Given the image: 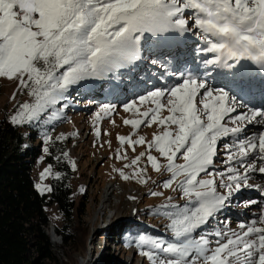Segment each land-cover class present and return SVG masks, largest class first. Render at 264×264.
Listing matches in <instances>:
<instances>
[{
  "label": "snow or ice",
  "instance_id": "1",
  "mask_svg": "<svg viewBox=\"0 0 264 264\" xmlns=\"http://www.w3.org/2000/svg\"><path fill=\"white\" fill-rule=\"evenodd\" d=\"M185 37L197 39L194 54L202 57L205 78L187 65L176 67L162 74L161 80L168 81L162 87L123 105L125 112L142 117L125 119V125L138 130L156 124L162 131L150 141L142 135L117 136L116 159H128L124 145L133 152L144 145L145 151L124 165L130 173L114 171L124 181L146 185L148 166L163 170L169 178L157 187L178 192L184 201L169 196L155 209L168 219V234L141 236L139 254L149 264H264V200L245 202L260 211L237 228L219 219L242 189L264 195L261 185L249 183L253 174L264 178V0H0V78L16 80L21 94L31 97L17 106L10 123L41 127L61 121L73 92L110 83L149 56L155 57L153 64L168 68L169 58L176 57L164 50ZM214 73L224 75L225 86L208 83ZM118 87L112 85V91ZM257 97L259 104L250 102ZM145 104L151 106L141 111ZM165 110L168 114L162 115ZM114 111L105 103L95 113L97 137L98 122ZM69 138L45 132L42 150L51 155L50 144ZM61 156L75 170L69 153ZM142 159L147 164L142 166ZM49 175L51 165L41 180ZM36 189L40 195L53 191L46 184Z\"/></svg>",
  "mask_w": 264,
  "mask_h": 264
},
{
  "label": "rangeland",
  "instance_id": "2",
  "mask_svg": "<svg viewBox=\"0 0 264 264\" xmlns=\"http://www.w3.org/2000/svg\"><path fill=\"white\" fill-rule=\"evenodd\" d=\"M189 39L197 42L195 37H189ZM154 58V56H149L145 59L148 64L140 61L132 69L137 72L138 68L137 73H142L143 79L137 80L138 78L133 77L132 70L130 72L122 70L125 74L110 83L98 82L91 91L82 90L80 94L73 92L70 98L72 106L64 110V119L54 121L50 125L37 127L39 136L29 130L30 127L23 126L27 137L26 144L29 147H35L40 153L34 161L35 185H51L54 174L58 172L55 166L51 165L53 175L41 180V173L49 166L46 163L47 157L50 156L56 162V157L63 151H67L69 158L76 163L75 170L72 169V198L76 202L77 209L81 210L83 214L82 220L85 226L84 231H86L82 232L81 244L77 247L66 244L56 231L55 236L52 234L56 227H62L64 224L61 213L54 203L45 206V211L51 221L47 231L55 245L58 259L56 264H149L147 259L139 254L136 241L141 236L154 237L168 234L166 228L169 223L168 219L163 215L155 214V209L165 203L167 197H173L176 203H184L179 199L178 192L157 187L159 182L169 178V174L164 173L163 170L161 173H157L148 166V175L151 180L146 185H141L133 180L124 181L118 172L114 171V169H123L126 174L130 173L131 169L124 168V165L140 152L145 151L144 145L136 146L135 152L124 145L122 151H127L128 159H116L117 149H121L117 136H131L132 139H137L142 135L150 141L154 133L162 131V128L156 124L151 127L141 125L140 129L134 130L131 125H125L123 122L125 119L142 118L134 110L125 112L123 105L136 99L139 95L146 94L142 90L149 79L152 84L162 87L163 83H166V80H161L162 74L172 71L173 66L167 70L158 64H153L151 60ZM181 65L184 67L187 64L181 62ZM211 80L213 82L214 77ZM17 83L16 80L0 78V118H7L10 121V117L19 104L31 101V97L26 92L21 94ZM112 85L119 86L116 92L112 91ZM13 93H16L15 99L11 98ZM105 103L114 105L115 111L107 117H102L98 122L101 135L97 137L93 127L95 113ZM149 106L151 105L145 104L141 107V111ZM167 114L166 110L162 112V115ZM45 132L53 138L61 133L70 138L63 142L57 141L50 144L51 155H46L42 150V139ZM73 132L77 135L71 136ZM31 133H34L33 138L30 136ZM109 141L111 146H109ZM101 145L103 146L101 147ZM152 154L158 156L155 152ZM159 159L161 163H166L163 158ZM221 159L224 157L222 156ZM64 160L67 162L66 158ZM145 164H147L146 159H142L141 165ZM219 167L223 168V165H219ZM152 181L157 183L154 184ZM249 183L258 184L264 188V178L258 173L251 176ZM254 189H242L240 192L242 199L232 200L230 208L226 209L219 219L227 220L228 227L237 228L239 222L248 221L254 213L258 214L260 211L258 205H252L250 208L245 207V202L248 200L261 201L256 195L258 191L254 192ZM149 191H163L164 195L152 197L148 195ZM245 191L246 195L250 196L252 193V196L246 197ZM258 193L260 197L264 198V195ZM236 194V197H239L238 193ZM46 195H50V192ZM129 197H136V199ZM215 226L213 224V227Z\"/></svg>",
  "mask_w": 264,
  "mask_h": 264
},
{
  "label": "trees",
  "instance_id": "3",
  "mask_svg": "<svg viewBox=\"0 0 264 264\" xmlns=\"http://www.w3.org/2000/svg\"><path fill=\"white\" fill-rule=\"evenodd\" d=\"M29 130L40 135L37 127ZM24 131V127H14L7 118H0V264H56L45 206L54 203L61 213L64 224L55 231L66 244L80 245L85 229L83 214L72 198V168L61 155L56 162L47 157L46 163L55 166L61 179L51 180L50 195H40L33 176L40 153L33 146L24 147Z\"/></svg>",
  "mask_w": 264,
  "mask_h": 264
},
{
  "label": "bare ground",
  "instance_id": "4",
  "mask_svg": "<svg viewBox=\"0 0 264 264\" xmlns=\"http://www.w3.org/2000/svg\"><path fill=\"white\" fill-rule=\"evenodd\" d=\"M197 47H198V42L192 41L191 39H189V37H185L182 40L174 42L171 46H169V47H167L165 49V53L166 54H170V56H172V57H176V59L172 60L171 58H169V65L170 66L168 68H165V69L168 70V69H170L171 66H173V68H176V67L183 68L182 65H181V62H183L184 64H187L188 66H191V69L193 71L201 73V78H205L202 75L204 73L205 69H204L203 65L200 63L202 57H200L199 54H194L195 53V49ZM187 49H189V50L186 51ZM188 53H190V54H188ZM171 61H172V63H170ZM142 62L147 63L148 61H145V59H144V60H142ZM146 67H147V65L145 66V68ZM137 72H138V68H137ZM137 72L135 70H132V72H131V74L133 73L132 76L135 77V78H138L137 80L143 79L144 76L142 75V73H137ZM212 77H214V81L213 82L211 80ZM207 79H208V83L211 86H213V87H223L226 84V79H225L224 75L220 74V73L210 74L207 77ZM148 81L149 82L143 88L142 92H147V91L152 90L154 87H159L158 84H152L150 79ZM166 82H168V81L166 80ZM159 85H162V83H159ZM250 102L254 103V104H259L260 103L259 97H257L254 100H251ZM24 147L25 148H30L26 144V142L24 143ZM246 191H248V190H246ZM246 191H245V195L247 193ZM255 191H256V189H254V192ZM250 194H251L250 196H252V193H250ZM258 194L259 193L257 192L256 195L261 199V201L264 200V198L260 197ZM236 195L233 196L232 200H234L235 198L237 199ZM238 196H239V198L242 199V195H241L240 192L238 193ZM250 196L246 195V197H248V198H250ZM242 202L244 203V201H242ZM229 208L230 207H228L227 209H229ZM235 215H238V214H235Z\"/></svg>",
  "mask_w": 264,
  "mask_h": 264
},
{
  "label": "water",
  "instance_id": "5",
  "mask_svg": "<svg viewBox=\"0 0 264 264\" xmlns=\"http://www.w3.org/2000/svg\"><path fill=\"white\" fill-rule=\"evenodd\" d=\"M52 234L55 236L56 235V233H55V229H54V231H52Z\"/></svg>",
  "mask_w": 264,
  "mask_h": 264
}]
</instances>
